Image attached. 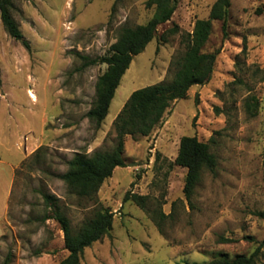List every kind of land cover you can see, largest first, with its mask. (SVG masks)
I'll return each instance as SVG.
<instances>
[{
	"label": "rangeland",
	"instance_id": "374dc122",
	"mask_svg": "<svg viewBox=\"0 0 264 264\" xmlns=\"http://www.w3.org/2000/svg\"><path fill=\"white\" fill-rule=\"evenodd\" d=\"M215 1L178 0L171 19L133 57L97 128L86 113L107 65L84 66L79 55H107L120 29L146 23L154 8L147 0H13L11 14L30 49L0 19V158L17 161L33 150L15 172L0 224V264L9 252L10 264H59L68 255L59 223L45 219L51 212L42 192L57 199L72 228L97 208L114 213L110 234L84 250L81 264H208L258 247L255 264H264V219L255 214L264 212V0H230L227 35L214 21L202 48L217 51L211 79L173 102L149 136L125 137L126 166L95 200L78 198L59 178L75 153L114 147L112 122L130 94L171 78L182 35ZM173 27L177 33L162 43L159 36ZM183 136L208 143L217 159L214 173L200 175L191 204L183 193L186 169L173 165ZM128 192L147 196L149 214L124 201Z\"/></svg>",
	"mask_w": 264,
	"mask_h": 264
},
{
	"label": "trees",
	"instance_id": "16d2710c",
	"mask_svg": "<svg viewBox=\"0 0 264 264\" xmlns=\"http://www.w3.org/2000/svg\"><path fill=\"white\" fill-rule=\"evenodd\" d=\"M177 2L178 0H147L146 6L154 8L152 18L141 25L121 28L107 55L95 59L79 55L85 61L84 66L98 63L107 65L106 71L96 81L93 107L86 113V117L93 120L97 128L106 118L115 91L133 57L142 53L158 34L159 27L171 19ZM13 6V0H0L1 22L9 36L29 50L30 44L11 14ZM230 6V0H216L209 9L208 17L197 20L192 32L182 35L184 51L171 62L173 73L169 80L139 88L130 94L112 122L116 143L110 151H95L90 155L78 152L67 162V171L59 175V178L78 198L95 200L102 184L112 176L114 170L126 166L123 158L126 136H149L162 123L173 102L185 99L192 86H202L211 79L217 51L203 52L202 48L209 39L214 21L222 22L223 35H227ZM176 33L177 27L170 28L159 39L165 43L169 36ZM39 150L41 147L36 150V156ZM173 165L186 169L183 193L191 204L200 175L205 170L214 173L217 159L210 152L208 143L199 141L195 136H183ZM41 195L46 208L51 212L45 219L56 220L64 234V248L68 255L59 264H81L84 250L110 234L114 213L107 208H97L78 228H72L61 206L57 204V199L43 192ZM128 200L149 214L146 208L147 196L128 192L124 201ZM255 214L264 219V212ZM150 217L161 231L159 221L153 215ZM249 239L252 240L250 237ZM220 241L228 242V239L221 237ZM258 253L259 247L250 256L240 254L231 260L219 257L208 264H255ZM11 260L9 252L3 264H10Z\"/></svg>",
	"mask_w": 264,
	"mask_h": 264
},
{
	"label": "crops",
	"instance_id": "0c3cea01",
	"mask_svg": "<svg viewBox=\"0 0 264 264\" xmlns=\"http://www.w3.org/2000/svg\"><path fill=\"white\" fill-rule=\"evenodd\" d=\"M32 150L33 147L28 154H25L23 158H20V160L17 161H8L0 158V224L8 211L9 198L12 191L16 169L20 163L31 154Z\"/></svg>",
	"mask_w": 264,
	"mask_h": 264
},
{
	"label": "bare ground",
	"instance_id": "6f19581e",
	"mask_svg": "<svg viewBox=\"0 0 264 264\" xmlns=\"http://www.w3.org/2000/svg\"><path fill=\"white\" fill-rule=\"evenodd\" d=\"M28 95H29V98L32 99V101H35V99H36L35 97H36V96H35L33 90H29V91H28Z\"/></svg>",
	"mask_w": 264,
	"mask_h": 264
}]
</instances>
